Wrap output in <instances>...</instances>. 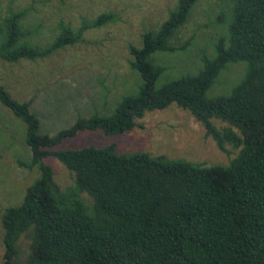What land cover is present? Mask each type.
Wrapping results in <instances>:
<instances>
[{
    "label": "trees",
    "instance_id": "16d2710c",
    "mask_svg": "<svg viewBox=\"0 0 264 264\" xmlns=\"http://www.w3.org/2000/svg\"><path fill=\"white\" fill-rule=\"evenodd\" d=\"M196 2L177 0L157 27L142 33L140 45L129 44V65L139 77L132 92L111 110L79 115L53 135L41 131L31 102L0 82V104L25 126L31 152L25 165L38 170L21 202L0 214L1 264H264V0H227L228 31L217 37L214 54L203 55L196 73L157 85L167 67L155 56L186 48L188 41L178 47L172 41ZM27 13V7H8L0 16V60L45 59L118 18L106 10L83 16L76 27L59 20L54 35L41 40L26 26ZM233 62L245 63L242 78L228 94L208 96ZM171 104L188 110L219 149L229 144L238 153L226 164H206L119 152L114 144L61 146L82 131L122 134L146 112ZM48 156L73 173L72 185L56 183ZM24 233L31 242L21 261L17 241Z\"/></svg>",
    "mask_w": 264,
    "mask_h": 264
},
{
    "label": "rangeland",
    "instance_id": "374dc122",
    "mask_svg": "<svg viewBox=\"0 0 264 264\" xmlns=\"http://www.w3.org/2000/svg\"><path fill=\"white\" fill-rule=\"evenodd\" d=\"M177 0H0V16L8 7H27L26 26L38 30V38L49 39L59 20L79 25L83 16L93 17L111 10L118 18L101 28L87 31L83 40L36 61L10 64L0 60V82L10 87L21 100L31 102L39 116L41 131L55 134L73 124L79 115L111 110L122 94L136 87L139 77L130 67L129 44H141V35L157 27ZM227 0H197L191 15L180 28L172 44L186 48L158 52L155 60L167 67L157 85L202 67L203 55L214 54L218 36L226 35L230 21ZM244 62L228 63L207 91L208 96L228 94L242 78ZM132 92V91H131ZM216 125L223 122L214 119ZM25 126L0 104V214L7 206L19 204L25 189L37 177V167L29 168L31 152L24 143ZM114 144L120 152L144 150L151 155L165 154L206 164H226L238 148L227 144L226 151L217 147L205 133L202 124L185 109L175 104L146 112L129 131L105 135L99 130L82 131L66 138L61 146L103 147ZM61 188L73 184V173L52 156L45 158ZM86 204L93 200L82 194ZM31 236L24 233L17 241L18 259L29 252ZM0 222V264L3 258Z\"/></svg>",
    "mask_w": 264,
    "mask_h": 264
}]
</instances>
